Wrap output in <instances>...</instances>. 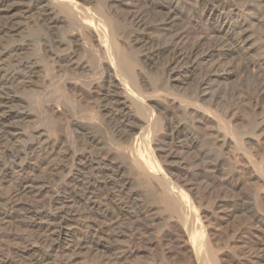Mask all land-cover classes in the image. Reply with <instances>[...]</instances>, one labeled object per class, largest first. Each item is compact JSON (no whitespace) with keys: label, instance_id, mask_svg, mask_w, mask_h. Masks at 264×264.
Segmentation results:
<instances>
[{"label":"bare ground","instance_id":"bare-ground-1","mask_svg":"<svg viewBox=\"0 0 264 264\" xmlns=\"http://www.w3.org/2000/svg\"><path fill=\"white\" fill-rule=\"evenodd\" d=\"M263 189L264 0H0V264H264Z\"/></svg>","mask_w":264,"mask_h":264},{"label":"rangeland","instance_id":"rangeland-1","mask_svg":"<svg viewBox=\"0 0 264 264\" xmlns=\"http://www.w3.org/2000/svg\"><path fill=\"white\" fill-rule=\"evenodd\" d=\"M255 84V83H254ZM252 85H253V82L252 81H250V80H247V81H245V82H243V83H241L240 85H238V86H236L238 89H236V90H243V91H247V90H249V91H251V87H252ZM264 190V189H263ZM261 201L264 203V198H262L261 199ZM239 220V219H238ZM240 222L238 223V225H241L242 223H244L245 222V218H240V220H239ZM237 223H235V224H237ZM230 225V226H229ZM228 226H226V224H222V226L223 227H227L228 229V231H232V229L234 228V226L232 227L231 225V223L229 224Z\"/></svg>","mask_w":264,"mask_h":264}]
</instances>
